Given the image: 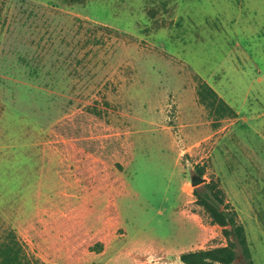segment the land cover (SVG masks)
Listing matches in <instances>:
<instances>
[{"label": "rangeland", "instance_id": "obj_1", "mask_svg": "<svg viewBox=\"0 0 264 264\" xmlns=\"http://www.w3.org/2000/svg\"><path fill=\"white\" fill-rule=\"evenodd\" d=\"M199 79L236 115L214 120ZM84 111L121 143L108 160L55 130ZM199 167L264 264V0H0V240L30 264H183L228 243Z\"/></svg>", "mask_w": 264, "mask_h": 264}, {"label": "trees", "instance_id": "obj_2", "mask_svg": "<svg viewBox=\"0 0 264 264\" xmlns=\"http://www.w3.org/2000/svg\"><path fill=\"white\" fill-rule=\"evenodd\" d=\"M86 1L68 0L71 4H81ZM199 83V102L209 110L214 120L219 121L236 115V111L205 81L199 79ZM95 112L91 111L92 114L87 111L78 113L73 118L55 126L58 134L74 142L70 150L76 161L89 162L91 155L108 160L115 151L122 150L120 141L115 137L99 140L91 135ZM99 165L102 170L104 166L101 163ZM205 172V168H198L199 176H204ZM194 194L197 197V204L205 209L214 224L223 229L228 243L226 246L210 250L183 253L180 261L183 264H235L241 256L246 264H254L245 228L240 223L233 205L226 201V194L221 188L220 181L211 180L203 188H195ZM84 248L91 252L102 253L105 245L98 238H94L91 242L85 243ZM0 264H30L13 232H9L0 240Z\"/></svg>", "mask_w": 264, "mask_h": 264}, {"label": "water", "instance_id": "obj_3", "mask_svg": "<svg viewBox=\"0 0 264 264\" xmlns=\"http://www.w3.org/2000/svg\"><path fill=\"white\" fill-rule=\"evenodd\" d=\"M206 179L201 176H192V184L195 188L199 187L201 184L205 183Z\"/></svg>", "mask_w": 264, "mask_h": 264}]
</instances>
